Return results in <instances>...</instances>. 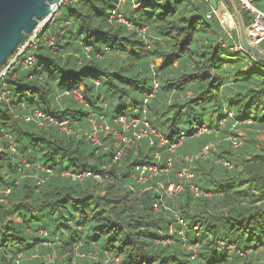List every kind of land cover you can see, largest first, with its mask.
I'll return each instance as SVG.
<instances>
[{"label":"trees","instance_id":"trees-1","mask_svg":"<svg viewBox=\"0 0 264 264\" xmlns=\"http://www.w3.org/2000/svg\"><path fill=\"white\" fill-rule=\"evenodd\" d=\"M236 2L251 25L257 14ZM253 5L264 13V0ZM210 11L206 0L61 4L39 34L33 66H18L5 81L13 103L60 114L73 133L14 118L0 103V187L12 188L0 201V264H46L52 255L56 264H264V62L236 49L239 27L229 34ZM113 12L133 27L111 19ZM51 35L54 48L45 44ZM258 47L264 52V38ZM121 114L146 118L168 142L143 138L114 160L115 137L101 133L98 146L86 135L93 118L123 131L115 122ZM204 125L208 130L195 134ZM189 136L192 145L185 144ZM232 136L243 143L234 147ZM209 143L208 156L186 161ZM169 158L172 170L158 177L183 183L165 204L179 210L184 225L157 192H139L131 177L138 165L164 166ZM186 165L203 194L178 176ZM86 171L92 176L83 180L68 174ZM99 173L104 179L93 177Z\"/></svg>","mask_w":264,"mask_h":264},{"label":"built area","instance_id":"built-area-1","mask_svg":"<svg viewBox=\"0 0 264 264\" xmlns=\"http://www.w3.org/2000/svg\"><path fill=\"white\" fill-rule=\"evenodd\" d=\"M65 1H67V0H63L62 2L64 3ZM123 1H125V0H120V2H123ZM206 1H208V0H206ZM221 2H223L224 6L226 7L223 9V12H221L219 14L217 12V10L211 5V11L207 14V16L210 17L213 12L216 13V15L220 19L223 27L225 28V30L229 34H231L232 30H234L236 28L235 25L233 24V21H232L234 14L231 12V10L229 9L228 5L225 3L224 0H222ZM243 2L245 3V5L247 7L252 9V11L257 14V20H256L255 24L250 27V30L248 31V33H249V38L251 39V41L255 45L258 46L260 41L264 38V29L261 30V33L258 36L253 35L252 30L254 29V27L256 26V24L259 20H261L264 23V20H263L264 19V13L261 12L260 10H258L253 5V0H243ZM55 7H54L55 8L54 10L56 12V10L59 7L58 6H55ZM112 18L118 22H123V23L128 24V26L133 27V25L131 23H129V21L120 13L116 14L115 12H113L111 19ZM48 21H49V18L47 20H45V22L43 23L42 26H39L36 30L33 31L32 34L28 35V37L24 40V42L19 46L17 51L13 55L10 56L8 61H6V63L3 66L0 67V103L6 104V106L9 109V112L12 113L14 118H20V119H23V120L28 121V122H33L34 124H36L40 127H43V128H49L50 126H56L59 130L64 131L68 134H71L73 132L72 128L69 126L68 120L63 118L62 115L54 114L53 112H48V111H45L41 108L32 109L29 107L26 100H18L16 102V104L13 103L14 91L10 88H7V82L5 81V76L8 73L12 72L18 66H21L23 68H29V67L33 66V64L35 62V55L33 54V49L37 45V41H38V37H39L40 32L43 30V28L45 27V24ZM230 24H233L234 27H231ZM144 29H145V27L139 28L138 30H139V32L144 33L145 32ZM55 40H56V36L51 35L50 37L45 38V44L54 48L55 47ZM234 47L236 49H239V50L243 49V50L249 52L246 49V47L244 46V44L242 43V41L237 43ZM89 48L90 47H87V50ZM249 53H251V52H249ZM96 82L99 83V81H96ZM154 86L157 89L158 83L155 82ZM67 93H70V91H67ZM72 93H73L74 98L78 99L79 102H81L82 104H85V105L88 104L87 100L82 95V92L80 89H74L72 91ZM146 101H147V98L145 100V103H146ZM18 107H20V110L17 109ZM230 116H232L231 113H230ZM91 122H92V125L94 127H92L90 135H91L93 130H96V135H95V137H93V139H94V142H92L93 145H98V146L104 145V143L100 137L101 133L106 134V133L112 132V133H110L112 136H113V134L116 135V133H119V132L124 134L122 137V141H120L118 138L113 136V137H115L114 145L118 148L117 152L113 158L114 160L119 159V157L122 155L123 151L126 148L130 147L132 143H134L135 141L141 140L143 138H149L151 143H154V137L160 138L162 142H168L167 139L161 133H159V131H157L156 129H154L151 126V124L146 120V118H144L143 120L140 118H131L130 120H128L125 114L118 115L117 118H115V122L118 124H122L123 131H119V130L115 129L113 126H111L107 122L98 123L96 121V119H94V118L91 119ZM132 128H135V130L132 131L131 130ZM207 130H208V128L205 127V125H204L202 128L198 129L195 134L199 135V134H201ZM130 131L132 132V136H130L128 134ZM94 134H95V132H94ZM185 136H186L185 132L182 131L181 134L179 135V139L176 142L172 143V145L170 146V150L175 151L176 147L183 142V139L185 138ZM230 139L232 140L234 147H238L243 143V139H241L239 136H232V137H230ZM212 144L213 143H209V144L205 145L199 152L195 153L193 156H191V155L186 156V161L191 162L194 159L204 158V157L208 156V153L210 150L209 148ZM10 148L13 151H16V148H15L12 140H10ZM157 158H160L159 154L157 155ZM23 162H26L25 158L23 159ZM173 164H174V159H172V158H169L167 163L164 166H159L158 164H155V163H147L146 162V163L138 165L136 167V170L132 173H134V175H135V176H133L135 180L137 178L146 179L149 181V183H153L151 187H155V188L153 190L152 189H149V190L157 192L159 194L158 199L161 201V204L166 209H170L171 212L176 217L175 222L177 224L184 225L185 221L181 217L179 210H175L174 208L165 206L166 205L165 204V197H167V198L179 197L180 193L183 191V188H184L183 183H181V182L176 183V182H173L172 180H167V181L163 180V179L161 180L158 177L162 173L168 174L170 172V170H172ZM227 164L229 166H231L230 163H227ZM27 165H29V164H27ZM42 170L48 171V172L50 171L49 168H46L44 166L42 167ZM85 173L89 176H92V172H90V171H86L83 173H74L73 172L72 174H73V177L75 175L74 178H80L83 180L87 176L86 175L85 177H82ZM68 174H70V172H68ZM95 176H99V175L96 174ZM178 176L181 178H184L185 182L188 184V186L190 187V189L193 191V193L195 195L203 194V190L194 182V178H193L194 174L191 171L189 165H186L185 167H183V169L178 172ZM157 177L159 179H157ZM4 178H9V175H5ZM43 181L44 180L42 179L39 182V184ZM11 190H12V188L10 185H4V186L0 187V201L1 202H7V196L11 193ZM160 191H161V193H160ZM155 209L159 210L160 206L156 205ZM195 228L199 229L198 226H195ZM169 232L170 233L174 232L173 223H171L169 225ZM181 233H182V235H184L183 230H181ZM221 243H223V242L221 241ZM78 255L84 256V254H78ZM89 256L97 258V255L95 253H90ZM19 257H20V255H19ZM50 259H51V264H56L54 255L50 256ZM116 260H119V258H116ZM105 262L106 263L109 262L108 258L105 260Z\"/></svg>","mask_w":264,"mask_h":264},{"label":"water","instance_id":"water-1","mask_svg":"<svg viewBox=\"0 0 264 264\" xmlns=\"http://www.w3.org/2000/svg\"><path fill=\"white\" fill-rule=\"evenodd\" d=\"M63 0H0V67L13 55L42 21L50 18ZM237 19L241 41L246 49L264 62V52L249 38L241 9L236 0H227Z\"/></svg>","mask_w":264,"mask_h":264},{"label":"rangeland","instance_id":"rangeland-1","mask_svg":"<svg viewBox=\"0 0 264 264\" xmlns=\"http://www.w3.org/2000/svg\"><path fill=\"white\" fill-rule=\"evenodd\" d=\"M210 0H208V2H209ZM211 1H213V0H211ZM209 2L210 3V5H212L216 10H217V12L220 14L221 12H223V9L224 8H226L225 6H224V3L223 2H221L222 0H214L213 2ZM240 1V4H241V6L242 7H244L245 9H247V10H249V11H251L252 13H254L253 11H252V9H250L249 7H247L246 5H245V3L243 2V0H239ZM63 3V2H62ZM56 8V7H55ZM54 8V9H55ZM58 10V9H57ZM57 10H56V12H57ZM56 12H54V14L49 18V21H51L52 19H53V16L56 14ZM67 12V9L65 8V7H63V8H61V11H60V15H63V14H65ZM233 13V12H232ZM234 14V13H233ZM256 20H257V15H256V18H255V20H254V22L251 24V25H249V26H252V25H254L255 24V22H256ZM264 20V19H263ZM233 24L235 25V27L237 28V27H239V25H238V22H237V19H236V17L234 16L233 17ZM45 21H42L41 23H40V25L39 26H42L43 25V23H44ZM233 24H230V26L231 27H234V25ZM47 25V23L45 24V26ZM44 29V28H43ZM8 61V60H7ZM162 61V59L161 58H158V59H156V63H160ZM81 89V88H80ZM11 113V112H10ZM12 114V113H11ZM92 127H94L93 125H92ZM72 131H73V128H72ZM90 132L91 131H89V132H87V135H86V137L89 139V140H92L93 139V137H95V135H96V130H93L92 131V133H91V135H90ZM94 132H95V134H94ZM128 132V131H127ZM236 132L237 133H239V135H244V132L241 130V131H237L236 130ZM73 133V132H72ZM110 133H112V132H109V133H106L105 135H107V136H110ZM123 133H116V135H114L113 134V136H115L116 138H118L120 141H122V137H123ZM263 135V134H262ZM78 136H81V134H78ZM113 136H110V137H113ZM129 137V136H128ZM260 139H264V135H263V138L262 137H259ZM92 142H94V139L92 140ZM196 142V138L195 137H187L186 138V140H185V144H189L190 143V145H192V144H194ZM174 165V164H173ZM72 176H73V174L72 173H70ZM87 174L85 173L82 177H85ZM99 176H93V177H95V179H98V180H102V179H104V175H101L100 173L98 174ZM87 176H89V175H87ZM133 176H135L134 175V173H132L131 174V177H133ZM74 177H75V175H74ZM106 177H107V179H110V177L106 174ZM134 178V177H133ZM136 181H137V183L138 184H141V187H140V189H139V192H144V191H149V189H154L155 187H151L152 186V184L153 183H149V181L148 180H146V179H139V178H137L136 179ZM122 188H132V186L131 185H127V186H125V184H124V186H121ZM151 190V191H152ZM160 193H161V191H160ZM174 199V198H173ZM165 206H167V207H170L169 205H165ZM195 252V251H194ZM77 257H80V256H77ZM91 257V256H90ZM120 259V258H119ZM45 261L47 262L46 264H51V259H50V256L48 257H46L45 258Z\"/></svg>","mask_w":264,"mask_h":264},{"label":"bare ground","instance_id":"bare-ground-1","mask_svg":"<svg viewBox=\"0 0 264 264\" xmlns=\"http://www.w3.org/2000/svg\"><path fill=\"white\" fill-rule=\"evenodd\" d=\"M263 29H264V23L261 20H259L256 26L254 27V29L252 30V33L253 35L258 36L260 35L261 30Z\"/></svg>","mask_w":264,"mask_h":264},{"label":"crops","instance_id":"crops-1","mask_svg":"<svg viewBox=\"0 0 264 264\" xmlns=\"http://www.w3.org/2000/svg\"><path fill=\"white\" fill-rule=\"evenodd\" d=\"M210 1H211V0H210ZM210 1H209V2H210ZM213 1H214V0H213ZM213 1H211V2H213ZM235 29H236V28H235ZM262 134L264 135V133L262 132V133H260L259 137H262V138H263V135H262Z\"/></svg>","mask_w":264,"mask_h":264}]
</instances>
